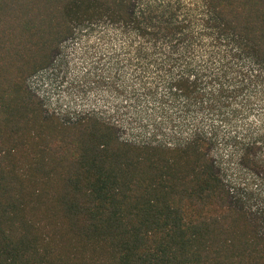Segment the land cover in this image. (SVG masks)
Returning a JSON list of instances; mask_svg holds the SVG:
<instances>
[{"label": "trees", "instance_id": "trees-1", "mask_svg": "<svg viewBox=\"0 0 264 264\" xmlns=\"http://www.w3.org/2000/svg\"><path fill=\"white\" fill-rule=\"evenodd\" d=\"M187 5L0 0V264H264L261 212L211 156L232 146L264 184L263 143L239 132L231 103L264 97V0ZM99 23L125 40L135 80L121 87L113 73L110 91L121 88L138 123L191 127L181 146L124 143L97 118L65 124L29 91L31 75Z\"/></svg>", "mask_w": 264, "mask_h": 264}, {"label": "built area", "instance_id": "built-area-1", "mask_svg": "<svg viewBox=\"0 0 264 264\" xmlns=\"http://www.w3.org/2000/svg\"><path fill=\"white\" fill-rule=\"evenodd\" d=\"M64 45L65 43L61 48ZM69 64L72 65V63ZM62 65V58L55 56L48 67L39 70L28 78L27 87L42 102L49 115L58 117L65 124H74L85 119L97 118L106 124L114 126L118 131L120 140L124 143L152 146L162 145L169 148L181 146L193 134L194 131L191 127L185 130L170 127L157 128L153 125H146V123H138L135 121V118L131 122L122 120L118 116L119 109L111 106L106 101L114 97L111 95L112 92L108 87L96 86L94 82L86 81L85 78L90 73L87 69H81L80 71L71 69L67 71ZM124 111L128 115H131L126 107ZM133 124L137 126H131ZM142 128L146 132H138L137 129L142 130ZM169 129L174 131L171 134H165L164 131ZM216 145L232 147L223 142ZM226 157L227 161L213 158L231 193L235 194V189L238 187H247V190L250 187L255 191H259V185L256 183L257 180L251 174L243 172L239 168L238 162L235 164L231 162L230 154ZM231 165L234 168H231ZM231 169L234 171L233 175L229 174ZM247 176L250 177V180L247 179ZM252 182L256 184L252 185Z\"/></svg>", "mask_w": 264, "mask_h": 264}, {"label": "rangeland", "instance_id": "rangeland-1", "mask_svg": "<svg viewBox=\"0 0 264 264\" xmlns=\"http://www.w3.org/2000/svg\"><path fill=\"white\" fill-rule=\"evenodd\" d=\"M172 1L177 2L178 0ZM180 1L181 6L186 8V6H188L187 4H190L193 0ZM124 41L125 40L118 33L116 34L112 31L106 23L86 24L77 31L72 40L65 43L62 48L60 47L61 49H59L55 56H60L62 58V66L65 70L70 71L74 69L75 71H80L81 69H87L90 73L86 76V81L94 82L96 86H106L110 90L108 80L109 77H112L113 73H115L117 84L121 87L128 84V82L131 83V81H135L131 76L130 70L126 68L125 52L123 50L125 46ZM69 63H72V65ZM135 66H137V63H135ZM108 89L106 88V90L110 92ZM111 95L114 97L106 101L111 106L119 109V118L131 122L135 117L130 113L133 108L130 106L127 107L128 105H126L125 99L123 100L125 94L121 93V88L118 89L117 93H111ZM249 101L251 104L248 102L247 96L239 97L235 101H231V103L238 106L239 132L244 134V129L245 131L247 130V133L252 134L254 138H258L264 146V97L260 101H255L254 99H250ZM125 107L131 115H128L124 111ZM131 126L137 125L133 124ZM137 130L142 133L146 132L143 128L142 130ZM170 130L171 129L165 130L164 133L171 134V132L174 131ZM219 131L222 134L231 132V130L224 127L219 128ZM231 152L232 147L215 145L211 151V156L220 161H227L226 156L230 154V161L235 164L237 161L235 157H231ZM231 168L234 167L231 165ZM260 171V175L264 179V169ZM229 174H234L233 169L230 170ZM247 179L250 180V177L247 176ZM256 183L259 185V192L249 187L248 190L250 191L248 192H250V194L247 203L248 206L252 208L254 214H256V211L261 212L258 217L264 219V184L259 181H256ZM256 183L252 182V185ZM249 185L251 186V184ZM253 192L256 193L254 194Z\"/></svg>", "mask_w": 264, "mask_h": 264}]
</instances>
